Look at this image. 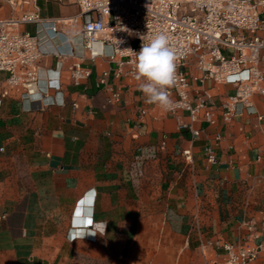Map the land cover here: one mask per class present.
Wrapping results in <instances>:
<instances>
[{
	"label": "crops",
	"instance_id": "crops-1",
	"mask_svg": "<svg viewBox=\"0 0 264 264\" xmlns=\"http://www.w3.org/2000/svg\"><path fill=\"white\" fill-rule=\"evenodd\" d=\"M11 1L0 0V18L19 13ZM31 1L43 20L21 29L40 39L38 81L0 94V264H215L214 240L264 234V95L226 120L220 105L234 85L200 81L190 57L192 94L217 105L193 135L185 114L146 102L142 81L113 75L108 44L88 58L81 18L63 21L78 13L75 0ZM75 62L91 65L80 84L68 76ZM248 264H264V251Z\"/></svg>",
	"mask_w": 264,
	"mask_h": 264
},
{
	"label": "built area",
	"instance_id": "built-area-1",
	"mask_svg": "<svg viewBox=\"0 0 264 264\" xmlns=\"http://www.w3.org/2000/svg\"><path fill=\"white\" fill-rule=\"evenodd\" d=\"M11 3L19 13L0 18V72L5 73L2 96L11 89L25 91L38 81L43 54L38 35L21 29L22 25L43 20L34 2ZM75 3L78 13L63 21L76 22L81 18L82 46L91 60L96 42L108 44L111 49L108 56L116 64L113 75L123 81L136 79L135 57L128 49L139 52L144 35L168 34L176 53V83L168 89L175 107L166 112L173 116L185 114L188 121L182 126L193 135L199 132L195 123H214L217 105L206 92L192 94L184 70L190 57L201 71L200 81L212 79L234 85V93L220 105L226 120L235 113L236 104L250 106L252 95H264V71L259 66L264 49V0H75ZM48 25L55 30L54 21ZM67 70L73 84H80L91 75L90 64L75 62ZM105 75L107 72H103L100 84L106 83ZM119 94L117 89L109 88L108 101H117ZM203 153L208 163L216 161L210 145L204 147ZM183 154L191 159L190 149H184ZM256 238L259 240L255 241ZM213 245L222 251L215 264H248L264 251V234L252 232L239 243L216 239Z\"/></svg>",
	"mask_w": 264,
	"mask_h": 264
},
{
	"label": "clouds",
	"instance_id": "clouds-1",
	"mask_svg": "<svg viewBox=\"0 0 264 264\" xmlns=\"http://www.w3.org/2000/svg\"><path fill=\"white\" fill-rule=\"evenodd\" d=\"M141 41L139 52L128 49L135 57L136 79L142 81L139 90L147 103L172 111L175 105L168 89L176 83V53L170 38L165 32H156L142 36Z\"/></svg>",
	"mask_w": 264,
	"mask_h": 264
},
{
	"label": "snow or ice",
	"instance_id": "snow-or-ice-1",
	"mask_svg": "<svg viewBox=\"0 0 264 264\" xmlns=\"http://www.w3.org/2000/svg\"><path fill=\"white\" fill-rule=\"evenodd\" d=\"M89 203H90V201H89ZM78 215H79V213H77Z\"/></svg>",
	"mask_w": 264,
	"mask_h": 264
}]
</instances>
